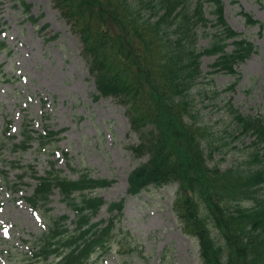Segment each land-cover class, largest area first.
<instances>
[{"label":"trees","instance_id":"16d2710c","mask_svg":"<svg viewBox=\"0 0 264 264\" xmlns=\"http://www.w3.org/2000/svg\"><path fill=\"white\" fill-rule=\"evenodd\" d=\"M51 2L80 42V56L94 81V98H114L137 138L127 147L140 159L128 174L127 192L135 195L149 187L177 184L173 212L180 229L197 238L200 264H264L262 118L241 113L223 98L225 114L221 125L213 127L201 113L206 104L199 105L200 95L213 101L219 94L212 79L201 82L204 77L217 72L235 75V65L255 51L254 44L227 22L223 1ZM20 3L27 12L29 5ZM243 14L248 24L257 22ZM200 38L208 39L207 44ZM204 55L216 56L207 75L201 68ZM21 134L14 151L27 150L33 141L44 148L57 140V131L36 134L26 122ZM27 169L34 172L26 166L20 176ZM0 172L5 174L1 168ZM34 176L37 182L25 200L43 208L55 188L75 217L69 229L67 215L46 212V228L34 239L31 259L37 264H90L93 255L106 254L122 232L118 223L123 200L106 201L93 192L113 180L84 170L70 178L53 161L44 175ZM104 204L114 215L94 220Z\"/></svg>","mask_w":264,"mask_h":264},{"label":"rangeland","instance_id":"374dc122","mask_svg":"<svg viewBox=\"0 0 264 264\" xmlns=\"http://www.w3.org/2000/svg\"><path fill=\"white\" fill-rule=\"evenodd\" d=\"M23 1L29 5L27 12L20 0H0V40L6 44L0 49V168L5 172H0V264H37L31 250L45 229L46 212L67 215L65 223L73 228L74 211L55 188L43 208L32 207L24 198L35 187L34 175H44L51 161L70 178L84 170L92 177L112 179L110 186L93 193L106 201L123 200L118 223L122 232L111 249L93 255L90 264H200L196 237L180 229L173 212L177 184L149 187L135 195L127 192V176L140 159L127 148L137 138L123 107L112 97L94 98V82L80 56V42L51 0ZM222 1L227 22L254 44L255 51L235 65V75L208 76L215 56H202L207 77L201 82L212 79V87L219 91L213 101L200 95L199 105L206 104L201 109L203 119L213 127L221 125L225 98L241 113L260 116L264 123V0ZM243 13L257 22L248 24ZM207 41L200 38L202 45ZM235 79V86L224 91ZM24 122L36 134L57 131V140L44 148L33 141L27 150L14 151ZM222 122L226 124L225 119ZM26 166L34 172L27 169L20 176ZM113 215L104 204L93 219ZM120 242L125 244L120 247Z\"/></svg>","mask_w":264,"mask_h":264}]
</instances>
